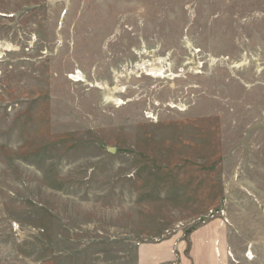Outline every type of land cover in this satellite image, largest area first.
<instances>
[{"label": "rangeland", "instance_id": "rangeland-1", "mask_svg": "<svg viewBox=\"0 0 264 264\" xmlns=\"http://www.w3.org/2000/svg\"><path fill=\"white\" fill-rule=\"evenodd\" d=\"M199 229L264 264V0H0V264H180Z\"/></svg>", "mask_w": 264, "mask_h": 264}, {"label": "crops", "instance_id": "crops-1", "mask_svg": "<svg viewBox=\"0 0 264 264\" xmlns=\"http://www.w3.org/2000/svg\"><path fill=\"white\" fill-rule=\"evenodd\" d=\"M190 249L188 250L189 255L188 259H181L180 264H230L228 261L222 260L217 261L213 255L212 250V241L207 230L199 229L195 231L189 238ZM164 254L162 255L163 259L166 262H170L171 256L168 254L166 247H163ZM181 248L179 253H181ZM160 257H151L149 260L151 263H161L162 260H159ZM159 260V261H158ZM158 261V262H156Z\"/></svg>", "mask_w": 264, "mask_h": 264}, {"label": "bare ground", "instance_id": "bare-ground-1", "mask_svg": "<svg viewBox=\"0 0 264 264\" xmlns=\"http://www.w3.org/2000/svg\"><path fill=\"white\" fill-rule=\"evenodd\" d=\"M147 72H149L147 76H151V75H152V73H153V72H155V70H154V69H152V70H149V71H147Z\"/></svg>", "mask_w": 264, "mask_h": 264}, {"label": "built area", "instance_id": "built-area-1", "mask_svg": "<svg viewBox=\"0 0 264 264\" xmlns=\"http://www.w3.org/2000/svg\"><path fill=\"white\" fill-rule=\"evenodd\" d=\"M78 80V79H77Z\"/></svg>", "mask_w": 264, "mask_h": 264}]
</instances>
